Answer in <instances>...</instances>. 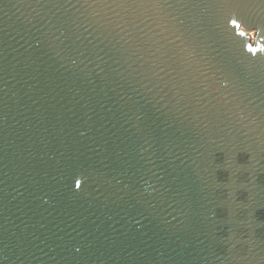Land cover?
<instances>
[{
  "label": "water",
  "instance_id": "95a60500",
  "mask_svg": "<svg viewBox=\"0 0 264 264\" xmlns=\"http://www.w3.org/2000/svg\"><path fill=\"white\" fill-rule=\"evenodd\" d=\"M0 264H264V0H0Z\"/></svg>",
  "mask_w": 264,
  "mask_h": 264
},
{
  "label": "rangeland",
  "instance_id": "374dc122",
  "mask_svg": "<svg viewBox=\"0 0 264 264\" xmlns=\"http://www.w3.org/2000/svg\"><path fill=\"white\" fill-rule=\"evenodd\" d=\"M249 33H250V35H251L252 39L254 40V38H255V35H256V32H255V30H252V31H250Z\"/></svg>",
  "mask_w": 264,
  "mask_h": 264
},
{
  "label": "snow or ice",
  "instance_id": "6c2138e0",
  "mask_svg": "<svg viewBox=\"0 0 264 264\" xmlns=\"http://www.w3.org/2000/svg\"><path fill=\"white\" fill-rule=\"evenodd\" d=\"M77 187H79V184H77Z\"/></svg>",
  "mask_w": 264,
  "mask_h": 264
}]
</instances>
